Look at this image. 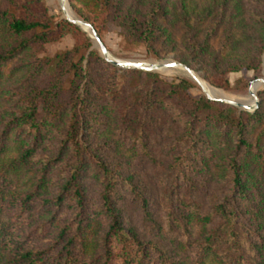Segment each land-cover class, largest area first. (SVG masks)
<instances>
[{
	"label": "rangeland",
	"instance_id": "374dc122",
	"mask_svg": "<svg viewBox=\"0 0 264 264\" xmlns=\"http://www.w3.org/2000/svg\"><path fill=\"white\" fill-rule=\"evenodd\" d=\"M65 1L73 16L93 19L113 57L176 60L236 97H249V80L264 76V0ZM3 9L0 50L30 34H11L4 25L7 16L65 19L61 0H0ZM71 23L78 29L31 41L0 63V218L13 226L19 219L22 242L49 248L50 260L92 264L102 255L100 247L92 245L82 255L76 237L84 233L94 242L106 231L110 217L102 195L110 180L121 224L149 248L147 264H164L165 258L172 264H211L199 243L217 217L207 222L201 216L225 196L230 199L228 161L235 153L249 178L245 196L231 198L238 221L250 231V240L264 243V84L254 89L259 100L254 118L241 112L255 109L227 102L203 108L196 101L207 98L205 92L182 66L170 67L175 70L170 73L117 66L105 59L88 30ZM146 24L152 33H140ZM64 52L65 61L56 63ZM58 64L65 68L54 73ZM53 77L58 92L51 100H37L40 127L34 138L29 123L20 119L27 86L31 81L47 86ZM173 78L184 83L175 87ZM77 91L86 103L75 114ZM239 116L241 131L235 124ZM240 136L248 145L236 148ZM28 147L33 150L23 157ZM78 157L85 164L79 179L82 202L67 189L61 204L48 201L60 192ZM28 193L20 209L18 200ZM70 238L68 255L64 244Z\"/></svg>",
	"mask_w": 264,
	"mask_h": 264
},
{
	"label": "trees",
	"instance_id": "16d2710c",
	"mask_svg": "<svg viewBox=\"0 0 264 264\" xmlns=\"http://www.w3.org/2000/svg\"><path fill=\"white\" fill-rule=\"evenodd\" d=\"M98 4L108 5L110 0H95ZM4 16L7 14V10L3 9L0 12V15ZM83 19L89 21L94 28L97 27L94 25L93 19H90L87 15H82ZM5 27L9 30L11 34L24 33L30 31V34L26 37L16 40L15 43L10 44L8 47L0 50V63L7 61L13 55H15L19 50L28 46L31 41H48L50 39L61 36L64 32L69 30L78 29V27L72 24L70 21L65 19L52 20L48 19H28L26 16L20 15H11L7 16L5 21ZM152 33L153 30L150 28L149 24H146L140 33ZM89 44V42H88ZM89 55H94L97 57L94 51L90 50ZM66 52L58 55L56 63H62L65 61ZM78 62H73L71 65L76 66ZM60 68H53V72H61L65 68L63 64H58ZM146 74L151 75L150 72ZM79 75V72H78ZM59 81L53 77V79L47 84V86L37 85L34 82L28 83L25 97V106L22 109L24 112L20 119H23V123H29V128H32L33 137L35 138L38 135L40 124L36 120V113L38 109V99L51 100L54 93H57L58 90H55V87L58 85ZM74 82V80H72ZM171 83L175 87L180 86L184 83V80L181 79L180 82L175 83L174 78L171 80ZM83 92H75L72 100L71 107L73 108V113L76 114V111L84 106L86 103V96L82 94ZM196 105H201L203 108L212 107V105L218 106L222 104L219 101L211 100L209 98H202L196 101ZM229 109L233 107L227 106ZM54 113L58 111L59 106H55ZM259 112V108L255 109L254 112L242 111V116L248 118H254ZM223 117H226V114H222ZM241 116V117H242ZM239 116L235 121V124L238 125V130L243 129L242 121ZM241 123V124H240ZM74 131L79 128V124L73 125ZM69 135H73L71 131L68 132ZM75 136V134H74ZM73 142L76 145V149L79 148L81 144L79 139L81 137L77 135L73 137ZM248 142L240 136V138L235 142V147H239ZM33 147L25 148L22 156L26 157L31 153ZM21 156V158H23ZM239 158L237 154H232L229 158L230 170V183L231 186L229 191H231L230 199L227 196L221 202L214 204L209 212H206L201 218L204 221H212L214 217H217V221L207 230L203 239L199 243V248L202 250L203 256L211 264H261L264 255V243L250 240L249 230L246 229L243 224L238 221V210L236 209L235 202L231 199L233 195H243L245 196V188L248 187L249 178H246L244 173V164L238 162ZM85 166L81 157H78L75 164L73 165L70 174L67 177V180L62 185L60 192L54 198H48V201H52L56 204H61L65 191H72L74 196L77 197V202L81 203L83 198L82 188L80 184L81 169ZM113 181H106L105 189L102 195V204L105 209L106 215L110 217V223L106 231L100 236V238L91 242L86 234L77 235L76 241L80 243V253L84 255L88 253L92 248V245H95L97 248L100 247L102 255L98 261H94L92 264H115L112 262L113 259H119L120 264H147L146 257L149 254L148 246L143 243L136 233L125 228L121 224L119 218V211L113 204L111 198L112 185ZM67 189V190H65ZM65 190V191H64ZM3 193L2 189L0 195ZM13 193V192H11ZM29 194H25L22 198L18 200L20 209H23V205L27 203ZM248 198L247 200H249ZM20 223L19 219L16 223L18 226ZM17 226H13L8 223V221L0 218V264H58V261L50 260L49 255L47 254L50 250L47 249H35L31 246L24 244L17 234ZM66 227L61 228L60 234H65ZM93 236H99L91 233ZM73 241V238H70L67 243L64 244V252L68 255L71 253V248L68 246V243ZM152 247V246H151ZM153 246L152 248H154ZM249 252V255H248ZM69 259V258H65ZM75 260V259H73ZM73 260L69 264H73ZM63 264L65 262H62ZM164 264H172L165 258Z\"/></svg>",
	"mask_w": 264,
	"mask_h": 264
},
{
	"label": "water",
	"instance_id": "95a60500",
	"mask_svg": "<svg viewBox=\"0 0 264 264\" xmlns=\"http://www.w3.org/2000/svg\"><path fill=\"white\" fill-rule=\"evenodd\" d=\"M65 0H62V2H64ZM61 2V8L64 12V4ZM64 17L81 26L83 29L88 30L90 33V36L94 39L95 44L99 47L102 55L105 57L106 60L110 61L111 63L123 67V68H136V69H141V70H145V71H152V70H157L160 68H170V67H175V66H182L190 75L191 77L200 84V78L199 76L193 71V69L184 64L181 63L179 61L176 60H165V61H161V62H145L142 60H134V59H120V58H116L113 57L110 53L108 48L105 46L103 40L101 39V37L99 36V34L97 33L96 29L94 28V26L87 20L79 18V17H75V16H70L67 13L64 12ZM259 84H264V76H258L253 78L252 80H249L248 82V93L250 96L253 97V102H245V101H240V100H235L233 98H228V97H224V96H214L211 95L210 93L205 91V88H203V91L205 92V95L207 98L212 99V100H217V101H221V102H227V103H231L234 104L242 109L245 110H254L257 105L259 100L256 98L255 96V90L252 89V87L255 85H259Z\"/></svg>",
	"mask_w": 264,
	"mask_h": 264
},
{
	"label": "bare ground",
	"instance_id": "6f19581e",
	"mask_svg": "<svg viewBox=\"0 0 264 264\" xmlns=\"http://www.w3.org/2000/svg\"><path fill=\"white\" fill-rule=\"evenodd\" d=\"M61 2H62V0H61ZM62 3L64 4V12L67 13L68 15H70V16H73L72 13H71V11H70V9H69V6H68L67 2L64 1ZM162 71L163 72L170 73V72H174L175 70L172 69V68H163ZM200 85L205 88V91L206 92H208V93H210L211 95H214V96H224V97H228V98H233L235 100H240V101H245V102H253V99H252V97L250 98V96L249 97L248 96H246V97H236V96H232V95H230L228 93H225V92H223L221 90H218V89L214 88L213 86H211L210 84H208L206 81H204L201 78H200ZM255 87L256 86L254 85L252 87V89L254 90Z\"/></svg>",
	"mask_w": 264,
	"mask_h": 264
}]
</instances>
